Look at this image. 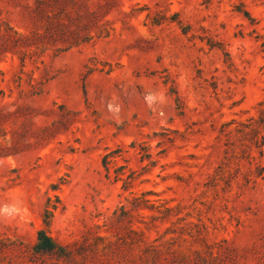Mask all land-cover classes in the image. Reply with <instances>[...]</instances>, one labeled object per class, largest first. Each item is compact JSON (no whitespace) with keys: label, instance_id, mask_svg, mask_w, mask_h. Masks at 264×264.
Listing matches in <instances>:
<instances>
[{"label":"rangeland","instance_id":"rangeland-1","mask_svg":"<svg viewBox=\"0 0 264 264\" xmlns=\"http://www.w3.org/2000/svg\"><path fill=\"white\" fill-rule=\"evenodd\" d=\"M31 1L0 0V20L23 31ZM107 18L45 66L0 51V205L23 209L0 218V264H264V0H119ZM30 75L42 90L18 99ZM39 229L71 258L34 255Z\"/></svg>","mask_w":264,"mask_h":264},{"label":"trees","instance_id":"trees-1","mask_svg":"<svg viewBox=\"0 0 264 264\" xmlns=\"http://www.w3.org/2000/svg\"><path fill=\"white\" fill-rule=\"evenodd\" d=\"M119 0H32L30 4H24L20 12V25L23 31H19L8 22L0 20V51L11 52L17 55L20 66L23 68L26 61L38 67L45 66L44 56L55 58L71 49L83 45L92 44L95 41L110 36L114 30L112 20L107 16L118 6ZM245 15L247 16L246 12ZM45 68V67H44ZM41 79V78H40ZM38 78L12 79L13 87L18 90V99L33 96L41 92V81ZM26 83L28 89H23ZM9 90L11 88L8 86ZM173 91V90H171ZM0 96L5 92L0 90ZM17 101L12 104L16 105ZM261 115H264V100L260 103ZM16 107V112L20 109ZM6 114L0 115V123ZM48 130V129H47ZM4 132V128H0ZM135 142L130 144L134 147ZM14 151V150H13ZM117 150L106 152L102 155V167L109 177V164L115 157ZM14 153V152H9ZM148 154L141 155L140 160L149 158ZM120 168L115 170V180L123 181V188L127 189L132 180V174L120 178ZM145 193H142L144 195ZM136 203L133 208L139 206L138 198L133 199ZM124 210V207H120ZM128 212V211H126ZM45 225H49L50 212L46 211ZM136 233L143 239V231L138 229ZM160 250L155 249L150 254L146 253L142 260H149L154 264V259ZM33 254H49L58 258H71V252L52 238L45 229L36 232V242L33 245ZM181 258H185L182 254ZM149 262V263H150Z\"/></svg>","mask_w":264,"mask_h":264},{"label":"clouds","instance_id":"clouds-1","mask_svg":"<svg viewBox=\"0 0 264 264\" xmlns=\"http://www.w3.org/2000/svg\"><path fill=\"white\" fill-rule=\"evenodd\" d=\"M109 110L112 111V106L109 105ZM118 111V109H117ZM23 209L19 206V202L12 204L0 205V218L13 219L21 214Z\"/></svg>","mask_w":264,"mask_h":264}]
</instances>
